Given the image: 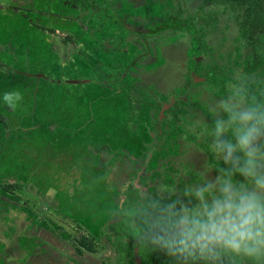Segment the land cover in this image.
<instances>
[{
  "label": "rangeland",
  "instance_id": "obj_1",
  "mask_svg": "<svg viewBox=\"0 0 264 264\" xmlns=\"http://www.w3.org/2000/svg\"><path fill=\"white\" fill-rule=\"evenodd\" d=\"M24 1L0 0V62L15 69L0 70V264H118L109 225L124 218L125 201L133 206L162 185L179 194L182 177L189 186L206 167H224L210 159L212 137L192 129L212 127V105L240 77L264 100V31L239 53L237 25L208 32L212 49L178 99L191 34L148 30L153 17L176 11V0H96L136 21L132 28L66 0L16 7ZM181 2L184 17L212 8ZM12 91L23 96L15 109L3 100ZM8 183L21 186L10 192Z\"/></svg>",
  "mask_w": 264,
  "mask_h": 264
},
{
  "label": "clouds",
  "instance_id": "obj_2",
  "mask_svg": "<svg viewBox=\"0 0 264 264\" xmlns=\"http://www.w3.org/2000/svg\"><path fill=\"white\" fill-rule=\"evenodd\" d=\"M22 99L19 91L3 96L13 109ZM211 111L212 127L192 131L212 137L210 150L224 167H206L202 181L179 194L167 185L141 193L119 214L138 247L176 264H264V100L240 77Z\"/></svg>",
  "mask_w": 264,
  "mask_h": 264
},
{
  "label": "trees",
  "instance_id": "obj_3",
  "mask_svg": "<svg viewBox=\"0 0 264 264\" xmlns=\"http://www.w3.org/2000/svg\"><path fill=\"white\" fill-rule=\"evenodd\" d=\"M35 0H26L19 3L16 7L31 10L33 9V2ZM54 1V0H48ZM63 1V0H56ZM69 5L79 6L81 11H87L89 9L97 12L103 16L108 17L113 23L119 27L132 28L134 23H129L126 21V17L119 16L117 11H115L110 5L104 7L98 3L96 0H66ZM177 6L175 12H166L159 16L153 17L152 23L149 25L148 30L150 35L161 34L164 30L167 31H189L191 34V45L190 48L186 50V54L189 57L187 65L189 66V71L186 73L185 85L178 87L175 91V96H181L182 92L188 88L189 82L196 77L195 70L200 69L201 61L198 57L203 54L204 51H210L212 47L207 43L205 36L210 33L211 30H216L220 23L226 25L233 23L237 25L239 33L236 36L239 44L236 47V52H240L244 47L251 46L255 40L256 34L264 31V0H202V3L212 4V8L209 10H204L200 6L197 12L183 16V13L186 12L185 7L182 6L181 0H176ZM220 13L227 14V18L222 21L218 19ZM203 20V24L199 27L196 24ZM141 56V58H143ZM13 72L15 69L12 66H8L5 62H0V70ZM252 68L251 65L247 66V69ZM213 71H217L216 67H212L207 72V79H210ZM180 96L178 99H180ZM177 98V97H176ZM163 112V111H162ZM164 113V112H163ZM160 115V113H158ZM116 151V152H120ZM211 161L218 162L214 159L213 156L210 157ZM134 161V160H133ZM222 166L223 163H221ZM135 165V164H134ZM137 173H139V169ZM161 171L159 170V174ZM188 179L182 177L178 183L179 192H182L185 187H187ZM20 187L21 183H8L5 185V188L14 192L15 187ZM132 189L137 190L136 185L131 184ZM10 189V190H9ZM13 189V190H11ZM17 190V189H16ZM130 203H123L122 208L131 207ZM119 225L114 227L112 223L109 225L111 233L108 235V239L112 245L119 250L121 256L119 257L118 264H130L132 260L135 264L148 263V264H176L174 260L165 255L162 252H154L150 249L141 248L136 245L134 237L131 235L126 224L124 223V218L120 219ZM117 222V223H118ZM87 248L92 249L93 246L91 243H86L85 240L81 242ZM135 248H138L140 255V260L133 259V254L135 253ZM145 261V262H144Z\"/></svg>",
  "mask_w": 264,
  "mask_h": 264
},
{
  "label": "flooded vegetation",
  "instance_id": "obj_4",
  "mask_svg": "<svg viewBox=\"0 0 264 264\" xmlns=\"http://www.w3.org/2000/svg\"><path fill=\"white\" fill-rule=\"evenodd\" d=\"M187 50V49H186ZM185 54H186V51H185ZM187 55V54H186ZM185 75V74H184ZM146 77H148V76H146ZM150 77V76H149ZM184 78H185V76H184ZM148 80V79H147ZM185 85V84H184ZM183 86V85H182ZM181 86V87H182ZM177 97H179V96H177ZM137 167H138V165H136ZM140 167V166H139ZM139 169V172L141 171L142 172V170H141V167L140 168H138ZM139 174V173H138ZM139 260V259H138Z\"/></svg>",
  "mask_w": 264,
  "mask_h": 264
}]
</instances>
